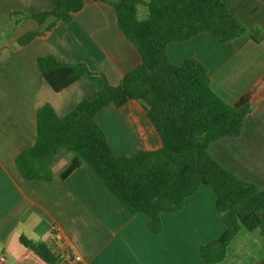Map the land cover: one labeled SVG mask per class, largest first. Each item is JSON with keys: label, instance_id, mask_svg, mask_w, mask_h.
Segmentation results:
<instances>
[{"label": "crops", "instance_id": "0c3cea01", "mask_svg": "<svg viewBox=\"0 0 264 264\" xmlns=\"http://www.w3.org/2000/svg\"><path fill=\"white\" fill-rule=\"evenodd\" d=\"M225 6L254 38L221 42L203 31L168 42L165 53L172 64L197 59L210 87L226 103L248 101L240 134L213 141L208 152L239 178L264 189V0H225ZM52 8L51 0H0V264H49L25 248L20 235L45 243L59 264H207L200 246L218 238L225 224L206 185L186 197L181 209L162 212L161 229L151 232L148 215L129 211L88 166L61 176L68 152L54 158L50 180L22 177L15 157L35 140L38 107L49 103L62 116L80 100L95 98L104 81L117 84L141 62L118 26L114 7L100 0H84L79 11L66 13L50 30L19 45V36L39 26L31 18L15 21L11 12ZM47 54L62 62H83L91 74L54 91L36 64L38 56ZM94 120L115 155L161 145L141 101L107 104ZM65 253L79 255L80 261L66 260ZM209 264H264L257 231L241 228L224 257Z\"/></svg>", "mask_w": 264, "mask_h": 264}, {"label": "trees", "instance_id": "16d2710c", "mask_svg": "<svg viewBox=\"0 0 264 264\" xmlns=\"http://www.w3.org/2000/svg\"><path fill=\"white\" fill-rule=\"evenodd\" d=\"M51 1L50 10L11 12L15 21L31 18L39 26L19 36V45L50 30L66 13L79 11L84 2ZM100 1L114 7L118 26L139 51L141 62L117 84L104 81L95 98L80 100L62 116L49 103L38 107L35 140L15 157L22 177L50 180L54 158L68 152L71 157L61 176L75 167L88 166L129 211L148 215L146 225L151 232L161 229L162 212L181 209L186 197L206 185L215 194V209L225 229L218 238L200 246L203 261H220L241 228L256 230L264 247V189L239 178L208 152L213 141L240 134L250 110L248 101L242 98L233 105L226 103L210 87L207 71L197 59L186 57L172 64L165 53L168 42L186 40L199 32L228 42L254 38L252 30L227 10L225 0ZM139 6L146 11L143 18L137 16ZM36 64L54 91L91 74L83 62H62L49 54L38 56ZM131 99L143 103L161 145L115 155L94 115L107 104L121 106ZM19 241L39 259L59 264L58 255L45 243L24 235Z\"/></svg>", "mask_w": 264, "mask_h": 264}, {"label": "built area", "instance_id": "2783aa9c", "mask_svg": "<svg viewBox=\"0 0 264 264\" xmlns=\"http://www.w3.org/2000/svg\"><path fill=\"white\" fill-rule=\"evenodd\" d=\"M64 257H65L66 260H74L76 262L80 261V256L79 255H72L71 253H65ZM3 261H4V257L0 256V262H3Z\"/></svg>", "mask_w": 264, "mask_h": 264}, {"label": "rangeland", "instance_id": "374dc122", "mask_svg": "<svg viewBox=\"0 0 264 264\" xmlns=\"http://www.w3.org/2000/svg\"><path fill=\"white\" fill-rule=\"evenodd\" d=\"M145 14H146L145 8H143L142 6H139L138 12H137L138 18H143Z\"/></svg>", "mask_w": 264, "mask_h": 264}]
</instances>
